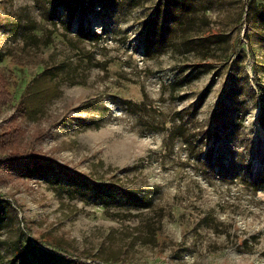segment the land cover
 Instances as JSON below:
<instances>
[{
	"label": "rangeland",
	"instance_id": "1",
	"mask_svg": "<svg viewBox=\"0 0 264 264\" xmlns=\"http://www.w3.org/2000/svg\"><path fill=\"white\" fill-rule=\"evenodd\" d=\"M16 249L264 264V0H0V264Z\"/></svg>",
	"mask_w": 264,
	"mask_h": 264
},
{
	"label": "trees",
	"instance_id": "2",
	"mask_svg": "<svg viewBox=\"0 0 264 264\" xmlns=\"http://www.w3.org/2000/svg\"><path fill=\"white\" fill-rule=\"evenodd\" d=\"M76 34L81 39H84V40H88L89 39V37L87 35H85V33L82 31V28H80L77 31ZM94 36H96V35H94ZM94 36H92V37L94 38ZM219 37H220V33L219 32L211 33L209 31V32L205 33L202 36V39L203 40H208V39H217L218 40ZM33 88H34V85H33ZM55 94H56L55 91L52 92V93L50 91H48L46 93L45 91L42 90L39 95L34 96V98H35V99H33L34 103H30L31 95L27 94L26 96L22 97L21 102H20L19 105H20V107L22 109H24L25 112H35V113H37V112H39L43 102L48 100L51 97H54ZM41 168H42L41 161H34V162H31L29 165L25 166L23 169H21L19 171V174L22 177V176H25V175H22V174H25L24 172H27L31 176L32 173L37 172ZM104 185L105 184L97 183V180H92V185L91 186H92L93 189H95L96 187H98V188L99 187H105ZM98 193H100V192H98ZM137 193H138L137 191H133V190L122 191V196L125 199V202L127 201L129 204H132L136 208H140V209H148V208H150V206L152 205L151 199L148 198V197H145L143 195H138ZM100 200H102L101 197H100ZM102 204L107 205V202L105 200H103ZM16 252H18L19 256L22 257V260H21L22 263L21 264H25L26 263L25 262V257L21 253L20 249H16ZM16 256H18V254Z\"/></svg>",
	"mask_w": 264,
	"mask_h": 264
}]
</instances>
